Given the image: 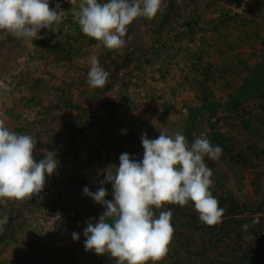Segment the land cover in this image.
<instances>
[{
	"label": "rangeland",
	"instance_id": "1",
	"mask_svg": "<svg viewBox=\"0 0 264 264\" xmlns=\"http://www.w3.org/2000/svg\"><path fill=\"white\" fill-rule=\"evenodd\" d=\"M234 1L162 0L155 17H138L128 26L126 42L120 49L103 50L102 43L86 46L81 38L73 59L50 65L51 73L46 70V61L35 55L39 40L51 38L44 32L48 28H42L37 39L0 30V120L13 131L26 129L28 121L35 123L36 129L31 130L42 132L38 145L43 155L51 151L58 160L57 169L41 190L43 199L53 200L51 195L55 193L56 209L65 207L68 213L85 220L76 242L55 234L54 243H43L33 239L34 226L50 210L44 204L26 203L24 199L0 198V264H71L70 258L79 246L83 253L78 264H92L94 251L85 248L83 229L87 221H98L105 208L84 194L83 188L96 191L105 179L103 170L111 164L118 166L122 152L142 159V133L155 138L160 132L174 135L180 131L189 143L201 134L207 136L223 149L219 159L205 156L213 172L212 194L219 198L232 193L251 210L264 206V107L259 106L264 104L259 96L264 94V88L244 96L239 109L243 118L226 116L228 95L238 94L255 71L264 74V0H240V6ZM56 3L50 0L49 6L55 7ZM59 3L65 11L62 20L79 6V0ZM93 53L110 73L103 87L93 88L87 83L88 58ZM193 54L201 55L204 62L216 68L215 83L206 84L211 85L208 88L220 104L218 121L213 118L207 123L208 112H201L199 95L204 77L191 69ZM259 67L261 70H256ZM21 70L45 80L42 99L32 108L26 98L22 99L28 90L14 89L11 83ZM262 76L257 77V84L264 83ZM75 123L87 131L79 133ZM217 139L235 148V154L243 152L248 157L247 165L235 163ZM80 176L87 182H78ZM103 186L108 191L107 199H113L112 185ZM193 204L189 201L178 211L182 217L173 227L164 256L147 264H214L217 259L224 260V264H264V252L260 250L248 263L237 262L231 250L234 230L214 247L209 231L188 229L187 218L197 211ZM167 207L168 203L161 208L153 206L154 214L158 216ZM189 234L191 243L187 246Z\"/></svg>",
	"mask_w": 264,
	"mask_h": 264
},
{
	"label": "clouds",
	"instance_id": "2",
	"mask_svg": "<svg viewBox=\"0 0 264 264\" xmlns=\"http://www.w3.org/2000/svg\"><path fill=\"white\" fill-rule=\"evenodd\" d=\"M49 5L50 0H0V30L37 39L42 28L64 16L59 0L55 7ZM161 7L162 0H79L78 8L71 11L84 34L109 49H120L128 26L138 17H155ZM88 60L87 83L103 87L110 73L94 53ZM141 142L142 159L122 152L118 166L111 164L103 170L105 179L96 191L83 188L84 194L105 208L98 221L87 222L83 229L84 246L97 254L109 253L117 264H147L167 252L174 232L173 213L169 208L157 216L153 206H183L192 201L200 220L208 225L222 222L225 212L210 191L213 172L205 162V156L219 159L220 145L203 134L189 143L180 131L174 135L160 132L155 138L142 133ZM35 145L34 136L10 130L0 120V198L22 200L39 193L57 169L58 160L51 151L42 159L34 158ZM106 183L112 185L113 199H107ZM261 215L254 214L251 223L259 224ZM248 228L242 225L245 231ZM72 236L80 238L75 231Z\"/></svg>",
	"mask_w": 264,
	"mask_h": 264
},
{
	"label": "trees",
	"instance_id": "3",
	"mask_svg": "<svg viewBox=\"0 0 264 264\" xmlns=\"http://www.w3.org/2000/svg\"><path fill=\"white\" fill-rule=\"evenodd\" d=\"M236 5H241L240 0H235L234 1ZM250 9V6H248V10ZM239 17V14L237 15ZM57 27V28H56ZM48 29H44V32H47L48 34L51 35L50 39L44 40L40 39L38 44L40 45V48L37 50L35 55H38L39 58L42 60L46 61V70L47 72L51 73L50 70L48 69L49 66L55 64L56 62L62 63V62H70L71 59H73V54L76 49L79 48L78 45L79 42H81V38L84 39L86 46H94V45H99L101 42L97 41L95 38L89 37L86 34H84L81 30L80 25L78 22H76L73 19V15H69L67 18H64L62 21L59 22H54L47 27ZM181 36H177V41H180ZM102 45V44H101ZM264 45V41H263ZM103 47V50L108 49L105 46ZM40 50V52H39ZM264 54V53H263ZM193 61L191 62V69L194 70L195 72H201L202 76L204 77V81L200 86L201 90V95H199V99H201L202 102V109L201 112H208L206 121L207 123L212 122L213 118H217V121L220 120L218 119V114L220 110V104L218 103V100L216 98V95L214 91L211 89V87L208 88L206 83L211 82V84L215 83V76H216V68L211 62H204L203 57L198 54H193ZM243 63V60H241V64ZM262 64V63H261ZM263 65H264V57H263ZM256 70H261L259 67ZM256 73L248 80L247 84L245 87H243L242 90H239V93L234 95H228L229 100L227 101V108L229 110L227 117H239L243 118V115L239 113V109L243 104L244 96L247 97V93H256L260 92L262 88H264V83H256L257 77L260 75L264 74L259 73V71H255ZM15 78L11 79V83L13 85L14 89L20 90L21 88H25L28 91V95L22 96V99L27 100L29 108H32L36 102H38V99L41 98L43 94L41 93V90L44 87V79L40 77L33 76L31 71L29 72L28 70H21L17 76H14ZM256 77L255 79H253ZM263 84V85H262ZM245 88V89H244ZM262 96L264 99V94L259 95ZM245 97V98H246ZM44 100V98H43ZM42 101V100H41ZM264 107V104L259 105ZM195 109H191V111H194ZM235 112L237 114L232 115V113ZM107 116V115H105ZM112 115L108 114V117H111ZM28 121L26 123L27 128L25 129L24 127H21L18 129L16 132L20 134H25L26 131H33L31 129H36L35 128V123ZM213 124V123H212ZM76 123L74 124V127L79 129ZM30 127V128H28ZM214 130V127H211ZM85 128H80L79 133L84 134ZM194 131V130H191ZM189 134V132H188ZM103 137L106 139L105 134ZM109 140V138H108ZM217 141L224 147V149L227 151L229 154L230 158L237 164L241 166H246L248 162V157L242 153H237L235 154V148L229 147L224 143L222 139H217ZM123 142L125 143V139H123ZM39 143L40 141L36 142V144ZM49 177V176H48ZM48 177L46 178V181L48 180ZM78 182L81 183H86V178L83 176H80L77 180ZM55 193H53L52 199H43V194L42 191L39 193H33L29 197H25L24 201L26 203L33 202V203H40L44 204L45 207H47L50 211L47 214L41 215L37 219V222L35 223L34 226V233H33V239L38 240V236L36 234V229L41 222V220H47V218L51 216H55L58 212L59 209H56V204L53 196ZM7 198L4 197V200ZM219 201V206L223 207L225 209L222 222L217 223L215 225H208L204 222H202L199 218V213L198 211H193L189 216H188V224L187 228H200L203 230L209 231L211 234V239H210V244L214 247L220 246V243L227 238L230 234H232L233 230L234 233L233 235L235 236V241H234V247L231 248L232 254L234 255V258L237 260L239 263H248L251 259V257L254 254L258 253V250L264 252V218H260V223L259 224H252L251 220L254 216V214L258 213L261 211L262 207L251 210L245 203L237 199L232 193H225L221 197L217 198ZM7 201V200H6ZM11 201H8V204L10 205ZM5 205V204H4ZM7 205H5L6 207ZM2 207V206H1ZM4 208V207H3ZM171 209L173 212V219L176 220H171V223L173 227L176 224L177 220H180L182 217L178 211L182 208L181 205L179 204H172L168 203V207L166 209ZM64 212V217L61 219L57 220L56 225L54 227V234L50 236L48 240L43 241V243H54V239L57 237L55 234H58L57 232L60 231L61 228L67 227L69 230L72 232H79V228H81V224L85 222V220L82 217L78 216H72L71 213H68L66 211V208L64 207L61 209ZM94 211V209H92ZM13 218V210L10 211V219ZM84 221V222H83ZM89 222V221H87ZM86 222V224H87ZM248 224L249 228L247 231L242 229V225ZM222 226V227H221ZM177 235H180L181 237H184L182 233H176ZM55 236V237H54ZM190 236L191 234L186 237V245H190ZM173 237V235H172ZM39 241V240H38ZM76 242V240H75ZM76 250V255L73 256V258H70L69 263L71 264H78V257L83 253L81 246H79ZM202 254L205 253V251L200 252ZM116 263V258L112 257L109 253L105 252L103 254H97L94 252V261L92 264H115ZM82 264V263H80ZM214 264H224V260L217 259Z\"/></svg>",
	"mask_w": 264,
	"mask_h": 264
},
{
	"label": "built area",
	"instance_id": "4",
	"mask_svg": "<svg viewBox=\"0 0 264 264\" xmlns=\"http://www.w3.org/2000/svg\"><path fill=\"white\" fill-rule=\"evenodd\" d=\"M258 213H264V206L262 207L261 211ZM71 215L75 216V213H71ZM64 216H65L64 212L61 209H59L55 216H51L47 218V220H41V222L39 223L36 229L38 240L42 242L48 240L50 236L54 234V227L56 225L57 220L61 219ZM261 217L264 218V215H261L260 218ZM57 233L62 236H66L71 241H75L72 236L73 232L69 230L67 227L61 228L60 231Z\"/></svg>",
	"mask_w": 264,
	"mask_h": 264
},
{
	"label": "crops",
	"instance_id": "5",
	"mask_svg": "<svg viewBox=\"0 0 264 264\" xmlns=\"http://www.w3.org/2000/svg\"><path fill=\"white\" fill-rule=\"evenodd\" d=\"M27 132H29V133L33 132L32 134H34L33 136L35 137L36 142H38L41 139V135H42L41 131H27ZM33 155H34V158H36V159H42L44 157V155L41 151V147H40V145H38V143L35 145V150H34Z\"/></svg>",
	"mask_w": 264,
	"mask_h": 264
}]
</instances>
